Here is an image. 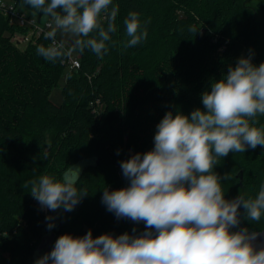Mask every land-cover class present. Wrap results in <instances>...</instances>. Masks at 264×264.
Returning a JSON list of instances; mask_svg holds the SVG:
<instances>
[{
    "label": "trees",
    "instance_id": "obj_1",
    "mask_svg": "<svg viewBox=\"0 0 264 264\" xmlns=\"http://www.w3.org/2000/svg\"><path fill=\"white\" fill-rule=\"evenodd\" d=\"M8 1L20 8L24 3ZM261 5L264 9V0ZM112 6L118 7L117 30L106 42L108 53L101 59L90 49L74 52L81 61L76 70L63 63L67 57L50 62L37 54V46L51 43L43 35L26 49L13 44L11 34L24 29L0 10V252L10 253L0 255V264H35L47 254L39 246L51 232L56 238L48 253L64 234L83 237L91 230L96 238L143 233V222L118 219L107 210L105 188L111 192L129 186L120 162L153 149L156 126L166 112L203 110L202 93L235 66L248 42L239 0H112ZM23 8L36 11L41 20L42 12L27 4ZM129 12L138 13L148 35L125 48L129 37L123 21ZM101 19L107 29L104 13ZM192 26L196 34L189 31ZM91 35L98 38L96 32ZM262 62L264 52H259L252 63ZM63 78V99L55 103L50 94ZM97 100L103 104L101 116ZM257 119L255 126L264 128V116ZM219 160L214 171L225 199L240 194L255 198L264 184V146ZM69 166H80L76 186L88 194L74 210L59 209L48 221L32 202L31 185H23L43 175L60 180ZM226 175L231 179L225 180ZM239 213L236 228H264V215L251 222L242 206ZM20 217L27 226L19 223Z\"/></svg>",
    "mask_w": 264,
    "mask_h": 264
},
{
    "label": "clouds",
    "instance_id": "obj_2",
    "mask_svg": "<svg viewBox=\"0 0 264 264\" xmlns=\"http://www.w3.org/2000/svg\"><path fill=\"white\" fill-rule=\"evenodd\" d=\"M24 4L54 22L44 33L50 45L37 46V54L45 60L56 62L85 49L101 59L108 53L106 42L117 30L118 7L112 0H24L21 8ZM123 23L129 37L125 48L147 38L138 13L129 12ZM58 30L76 37L72 47L66 49L63 40L57 41ZM189 31L196 34L198 29L192 26ZM94 32L98 38L91 35ZM202 104L203 110L197 108L190 115L166 112L156 126L153 149L120 162L129 186L103 192L107 210L118 219L143 222V233L96 238L91 230L83 237L64 234L35 264H264V247L257 250L252 243L258 233L231 230L240 224L241 206L248 220H261L264 184L255 198L240 194L227 200L221 177L214 171L219 158L230 152L264 146V128L255 126L257 117L264 116V62L256 66L251 56L240 57L202 93ZM80 172V166H69L60 180L43 175L23 187L31 185L29 192L41 208L70 212L88 194L76 186ZM47 227L51 230L54 224Z\"/></svg>",
    "mask_w": 264,
    "mask_h": 264
},
{
    "label": "rangeland",
    "instance_id": "obj_3",
    "mask_svg": "<svg viewBox=\"0 0 264 264\" xmlns=\"http://www.w3.org/2000/svg\"><path fill=\"white\" fill-rule=\"evenodd\" d=\"M262 0H239V8L242 16L246 20L248 24V42L246 43L245 47L243 48L241 57L247 58L248 56H251L252 59L256 57V55L259 54V52H264V9L263 6L261 5ZM21 10L25 11L26 13L30 14L31 16L33 11L27 10V9H22ZM32 12V13H31ZM49 21L53 24L54 27V22L51 18V16L44 17L42 16L41 18V24H44V22ZM19 30L14 31L11 34V42L15 44L17 47L21 49H26L30 43H35L36 38L33 39L30 42H24V43H17L14 40V37L16 36V33H19ZM57 39L58 41L63 40L65 42V47L69 48L73 46L74 40L76 37H72L70 34H63L60 30L57 31ZM74 56H76L75 53H73ZM63 63L70 69L68 65V57L67 60H64ZM68 70V71H69ZM65 79H61L58 87L54 88L51 91L50 97L55 103H61L63 99L62 91L61 88L64 84ZM97 102V101H96ZM98 110L101 112L100 116L103 113V104L98 103ZM48 142H50V137L48 138ZM125 142L127 140L125 139ZM128 149V148H127ZM129 154H133L134 150L133 149H128ZM32 202L37 210V212L41 213L45 217L52 216L54 215V212L46 209V208H41L39 202L32 197ZM19 223H21L22 226H27V223L23 217L19 218ZM239 228H236L234 231H239ZM0 255L4 257H8L10 255L9 252L4 251L3 248H1Z\"/></svg>",
    "mask_w": 264,
    "mask_h": 264
},
{
    "label": "built area",
    "instance_id": "obj_4",
    "mask_svg": "<svg viewBox=\"0 0 264 264\" xmlns=\"http://www.w3.org/2000/svg\"><path fill=\"white\" fill-rule=\"evenodd\" d=\"M0 10L9 17L12 24H16L20 28L24 29V31L16 33L14 40L17 43L30 42L35 38L42 35L44 36L45 32L51 30V28L48 27L49 24H52L51 22L46 21L44 24H41V20L39 18L31 16L21 10L15 3L8 0H0ZM68 65L71 70H76L81 67V61L77 56L72 55V57L68 58ZM97 103H99L98 100Z\"/></svg>",
    "mask_w": 264,
    "mask_h": 264
},
{
    "label": "water",
    "instance_id": "obj_5",
    "mask_svg": "<svg viewBox=\"0 0 264 264\" xmlns=\"http://www.w3.org/2000/svg\"><path fill=\"white\" fill-rule=\"evenodd\" d=\"M249 233H252V232H256L258 233L257 235V238L252 241L254 247L259 250L260 248L264 247V228L261 229V230H251V229H248ZM56 238V233L55 232H51L49 234H47L41 245L39 246V249L40 250H44L46 249V253H48L53 241L55 240Z\"/></svg>",
    "mask_w": 264,
    "mask_h": 264
}]
</instances>
